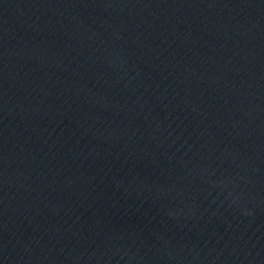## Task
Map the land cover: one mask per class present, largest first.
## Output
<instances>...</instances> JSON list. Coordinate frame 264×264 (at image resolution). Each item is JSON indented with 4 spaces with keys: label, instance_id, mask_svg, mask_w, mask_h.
<instances>
[{
    "label": "water",
    "instance_id": "95a60500",
    "mask_svg": "<svg viewBox=\"0 0 264 264\" xmlns=\"http://www.w3.org/2000/svg\"><path fill=\"white\" fill-rule=\"evenodd\" d=\"M0 264H264V0H0Z\"/></svg>",
    "mask_w": 264,
    "mask_h": 264
}]
</instances>
